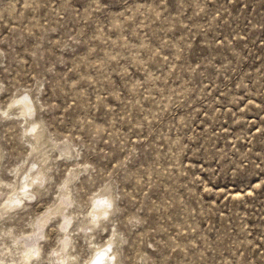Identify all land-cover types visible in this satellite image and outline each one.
<instances>
[{"label":"rangeland","instance_id":"rangeland-1","mask_svg":"<svg viewBox=\"0 0 264 264\" xmlns=\"http://www.w3.org/2000/svg\"><path fill=\"white\" fill-rule=\"evenodd\" d=\"M103 251L264 264V0H0V264Z\"/></svg>","mask_w":264,"mask_h":264},{"label":"bare ground","instance_id":"bare-ground-1","mask_svg":"<svg viewBox=\"0 0 264 264\" xmlns=\"http://www.w3.org/2000/svg\"><path fill=\"white\" fill-rule=\"evenodd\" d=\"M41 135L40 134H38L35 138H36V140H39ZM35 140V141H36ZM28 198V197H27ZM60 210H61V207H57L54 211L55 212H60ZM105 251H103L101 254H102V256L101 257H99V258H97L96 260H94V262L96 263V264H109V263H107V262H105L104 260H105V258L103 259V257H104V253ZM30 257V255L29 254H26L25 255V258H29ZM98 257V256H97ZM93 264V263H92Z\"/></svg>","mask_w":264,"mask_h":264}]
</instances>
